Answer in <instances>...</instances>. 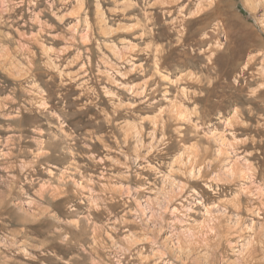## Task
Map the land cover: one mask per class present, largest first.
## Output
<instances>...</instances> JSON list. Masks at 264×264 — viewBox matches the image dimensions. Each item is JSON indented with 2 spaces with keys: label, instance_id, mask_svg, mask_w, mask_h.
I'll list each match as a JSON object with an SVG mask.
<instances>
[{
  "label": "rangeland",
  "instance_id": "374dc122",
  "mask_svg": "<svg viewBox=\"0 0 264 264\" xmlns=\"http://www.w3.org/2000/svg\"><path fill=\"white\" fill-rule=\"evenodd\" d=\"M0 264H264V0H0Z\"/></svg>",
  "mask_w": 264,
  "mask_h": 264
},
{
  "label": "clouds",
  "instance_id": "9594fccd",
  "mask_svg": "<svg viewBox=\"0 0 264 264\" xmlns=\"http://www.w3.org/2000/svg\"><path fill=\"white\" fill-rule=\"evenodd\" d=\"M163 139V138H162ZM185 187H186V185H185ZM178 195H179V193H178ZM190 210V209H189Z\"/></svg>",
  "mask_w": 264,
  "mask_h": 264
}]
</instances>
